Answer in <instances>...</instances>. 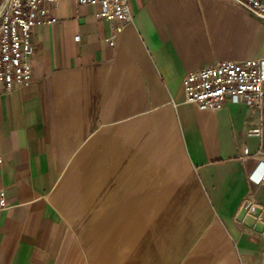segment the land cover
Wrapping results in <instances>:
<instances>
[{"label": "crops", "instance_id": "obj_1", "mask_svg": "<svg viewBox=\"0 0 264 264\" xmlns=\"http://www.w3.org/2000/svg\"><path fill=\"white\" fill-rule=\"evenodd\" d=\"M128 4L110 43L98 6L58 0L31 79L0 89V264H262L261 114L200 109L184 80L264 57V19L231 0Z\"/></svg>", "mask_w": 264, "mask_h": 264}, {"label": "built area", "instance_id": "obj_2", "mask_svg": "<svg viewBox=\"0 0 264 264\" xmlns=\"http://www.w3.org/2000/svg\"><path fill=\"white\" fill-rule=\"evenodd\" d=\"M231 1L264 19L262 0ZM76 2L98 6L96 15L99 18L117 22L115 32L107 38L110 43L133 18L128 0ZM57 3L58 0H0V89L10 91L14 86L25 84L31 79L32 57L35 53L32 39L34 28L58 20L55 14ZM184 85L186 100L195 103L200 109L218 110L228 98L257 108L261 114L260 122L250 127L248 134L264 138V57L216 61L189 71ZM244 151L248 153V148ZM1 163L0 155V166ZM256 182H264V173ZM6 205L5 192L0 184V209Z\"/></svg>", "mask_w": 264, "mask_h": 264}]
</instances>
